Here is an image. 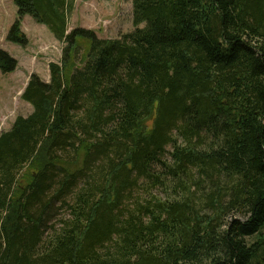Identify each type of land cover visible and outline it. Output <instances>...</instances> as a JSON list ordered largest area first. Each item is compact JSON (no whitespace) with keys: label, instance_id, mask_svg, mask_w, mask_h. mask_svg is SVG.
I'll list each match as a JSON object with an SVG mask.
<instances>
[{"label":"trees","instance_id":"16d2710c","mask_svg":"<svg viewBox=\"0 0 264 264\" xmlns=\"http://www.w3.org/2000/svg\"><path fill=\"white\" fill-rule=\"evenodd\" d=\"M14 2L8 41L64 46L0 133V264H264V0H132L117 38Z\"/></svg>","mask_w":264,"mask_h":264},{"label":"rangeland","instance_id":"374dc122","mask_svg":"<svg viewBox=\"0 0 264 264\" xmlns=\"http://www.w3.org/2000/svg\"><path fill=\"white\" fill-rule=\"evenodd\" d=\"M73 4L69 30L84 27L93 29L101 38H117L135 29L132 0H73ZM17 13L14 0H0V49L18 61L14 72L4 73L0 69V133L12 126L17 115H27L33 110L21 94L31 74L50 79L49 64L61 59L64 46L47 25L36 22L29 14L22 20L21 27L27 38L26 44L8 41L7 34ZM259 254L256 263L264 261V251L260 250Z\"/></svg>","mask_w":264,"mask_h":264},{"label":"crops","instance_id":"0c3cea01","mask_svg":"<svg viewBox=\"0 0 264 264\" xmlns=\"http://www.w3.org/2000/svg\"><path fill=\"white\" fill-rule=\"evenodd\" d=\"M26 17H27V15H26V16H24L23 20H24Z\"/></svg>","mask_w":264,"mask_h":264},{"label":"clouds","instance_id":"9594fccd","mask_svg":"<svg viewBox=\"0 0 264 264\" xmlns=\"http://www.w3.org/2000/svg\"><path fill=\"white\" fill-rule=\"evenodd\" d=\"M55 37V36H54ZM48 81V80H47Z\"/></svg>","mask_w":264,"mask_h":264}]
</instances>
